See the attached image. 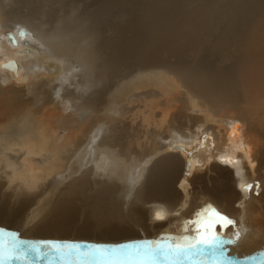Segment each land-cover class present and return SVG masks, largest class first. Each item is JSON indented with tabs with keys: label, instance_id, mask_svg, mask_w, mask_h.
I'll return each instance as SVG.
<instances>
[{
	"label": "bare ground",
	"instance_id": "6f19581e",
	"mask_svg": "<svg viewBox=\"0 0 264 264\" xmlns=\"http://www.w3.org/2000/svg\"><path fill=\"white\" fill-rule=\"evenodd\" d=\"M70 4L89 29L62 49L43 27ZM69 54L104 81L139 69L153 84L129 91L138 105H98L106 87L81 105ZM61 112L80 114L75 136ZM208 206L234 221L215 229L228 264H262L264 0H0V228L120 243L193 235Z\"/></svg>",
	"mask_w": 264,
	"mask_h": 264
},
{
	"label": "snow or ice",
	"instance_id": "6c2138e0",
	"mask_svg": "<svg viewBox=\"0 0 264 264\" xmlns=\"http://www.w3.org/2000/svg\"><path fill=\"white\" fill-rule=\"evenodd\" d=\"M196 215L202 219L193 221V235L161 234L156 239L110 244L21 239L16 231L0 228V264L42 260L46 264H228L231 258L224 245L232 241H225L215 229L234 221L211 206ZM156 219L164 217L157 213Z\"/></svg>",
	"mask_w": 264,
	"mask_h": 264
},
{
	"label": "rangeland",
	"instance_id": "374dc122",
	"mask_svg": "<svg viewBox=\"0 0 264 264\" xmlns=\"http://www.w3.org/2000/svg\"><path fill=\"white\" fill-rule=\"evenodd\" d=\"M196 1L198 2V0H196ZM53 8L58 12L57 15H63L64 18L62 20H59V21L58 20L57 21H53L54 22L53 26L45 25L43 27V31L44 32H48V33L51 34V36H49L50 34L46 33V37L48 38V40H49V42L51 44L53 42V38H58L59 40L63 39L64 43L62 44L61 48L64 49L72 41V38H71V36L69 34L70 28H73L74 30H82V29H85V28L89 29L88 28L89 21L80 18V16L77 14V11H76L75 7H72L71 4L67 5V6H64L63 9H60V10L57 7H55V6H53ZM34 21H36L37 25H39L42 20L37 19V20H34ZM33 43H34L33 41L30 42V43L28 41L24 43V46L21 47L24 50V55H27V53L30 54L31 53L30 50L34 51V53H36V54L41 53V50H37V47ZM89 46L91 47L90 44H89ZM27 48H28V50H27ZM50 48H51V45H50ZM51 51H52V54H53L54 52H53L52 49H51ZM50 54H51V52H50ZM66 59H67V61H69V66L71 67L70 71L73 74L80 73L79 74V78L81 77L80 79H82V80H80L81 82H79V83L83 85V86L81 85L80 89L81 90L84 89L83 91H85V92L81 91L80 89H79L80 93L77 92L78 90H74V91H76L78 93L79 97L81 96L80 98H82L83 97L82 95L84 94V96L86 95L85 97H87L89 99V97H91L92 94H94L97 90L103 92L104 87H106L105 90H104V94L102 93V95H103V97L106 96V99H108V96H109V98H110V99H108L109 102H107V100H106V102L108 103V104H106L105 98L103 99L104 100L103 101L102 100L103 97H102L100 99V102H99L100 104H98V105H102L101 102L103 103V105H132L131 103H133V102L129 101V99H127V94L129 93V91L133 92L134 91V87H139V85L137 86V84H140V86L144 84L143 86H141V90H139V93L142 94L141 92L145 91V81H147V78H148V82L153 84V82L151 80V75H145L147 77L146 78L145 77L142 78V75L140 74L139 69L138 70L137 69L131 70V73L129 71H126V69H124V71L120 70L119 72L115 73V77H117L116 79L114 77L113 81H112V79L110 78L112 82L110 81V79H108L107 81H104L102 78L100 79V77L96 75V73L94 72L95 71L94 70L95 69L94 66L91 63H89L90 61H89V59L86 56L84 58H82L83 60L81 61L79 58H73V55L69 54L68 58H66ZM71 61H73V62H71ZM62 65H64V64H62ZM70 67H68V68H70ZM2 69H4V68H2ZM4 70L9 71L7 69H4ZM77 79H78V77H77ZM142 79H144V80H142ZM109 81L111 83H109ZM106 82H108V83L102 85V83H106ZM56 83H57V86H55V89L59 88L61 86L60 84H58V82H56ZM91 83H93V84H91ZM84 84L86 85V87H84L85 86ZM108 84L109 85L111 84V85L108 86ZM98 85H99V88H102V89H98ZM64 87H66V84H65ZM37 88L42 92L43 98H45L46 100L50 99L49 98V92L47 90V87L44 84L43 85H38ZM74 88H75V85H74ZM109 89H110V92L107 91L108 93L106 92L107 94L105 95V91L109 90ZM54 90L51 91V93H53ZM65 94H66V92L64 90H61V97L64 96ZM80 94H82V95H80ZM54 97L57 98L56 95H54ZM85 97H83L81 100H80V98H78L79 101L81 103H83L81 105H90L87 102V98H85ZM125 97H126V99H125ZM119 99H120V101H119ZM67 103H69V102H67ZM140 103H139V105H141ZM133 105H138V104L136 102L135 104L133 103ZM49 112L50 111H48V113ZM80 113H81V111H80ZM60 114H61V116L64 119H66V121L62 120V122H58L57 126H56L57 130L60 129L59 130L60 134H62L61 132L63 130H64V132L67 131L66 132L67 134H68V131H69V133L72 136H75L77 134V132H78V126H75V125H76V121L78 120V117L80 116V114L78 116L76 115L74 117L75 119L73 121H71V120L67 121V117H66V113L65 112L64 113L61 112ZM57 118L59 119V116H53L51 118L52 119L51 121L56 122ZM43 262H44L43 260L42 261H33V264H43Z\"/></svg>",
	"mask_w": 264,
	"mask_h": 264
},
{
	"label": "water",
	"instance_id": "95a60500",
	"mask_svg": "<svg viewBox=\"0 0 264 264\" xmlns=\"http://www.w3.org/2000/svg\"><path fill=\"white\" fill-rule=\"evenodd\" d=\"M12 34V33H11Z\"/></svg>",
	"mask_w": 264,
	"mask_h": 264
}]
</instances>
